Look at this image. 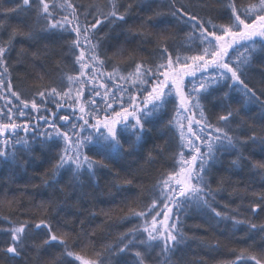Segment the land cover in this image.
<instances>
[{
    "label": "trees",
    "instance_id": "trees-1",
    "mask_svg": "<svg viewBox=\"0 0 264 264\" xmlns=\"http://www.w3.org/2000/svg\"><path fill=\"white\" fill-rule=\"evenodd\" d=\"M111 2L112 0H74L75 6L82 14L85 11L89 13V21L93 20L97 7L105 8ZM115 2L121 12L128 5L132 7L125 21H116L114 24L104 21L95 33L99 41L97 52L100 60L104 61L102 67L98 64L95 67L103 75H98L95 81L83 85L80 101L85 106V113H75L67 108L57 109V105L51 102L41 104V97L37 95L38 92H47L52 88H56L58 92H67L69 75L85 81L92 75V68H88L85 69V75L80 76V65L75 62L80 49L70 51L67 43L75 39L74 32L58 29L40 31L37 28L33 38L17 35L6 54L8 75L3 79L5 82L10 81L12 88L9 90L0 87V124L9 123L4 113L11 107L13 121L28 125L24 138L29 141L31 147L29 151L15 143L17 133L19 138L24 139L23 128L17 130L15 136L8 141V146L4 149L0 147V153H4L0 155V264H81L75 256L67 255L64 247L56 242L37 249L36 245L44 238L43 229H32L19 256L13 257L3 251L10 242L8 230L18 226L17 222H39L44 209L50 208L53 201L59 204L58 211L53 213L54 227L62 231L77 232L83 228L89 233H95L84 241L89 245L86 253L82 251L80 240L73 242L69 250L86 254L87 258L91 259H95V253L100 252L102 255L99 260L103 264H137L136 251L144 252L145 264H256L252 259L240 261L237 257L244 250L246 254L264 259V232L250 229L247 224L234 228L231 219L222 220L214 227H209L206 223V218L212 215L209 209L174 210V213L179 215L185 238L181 243L172 246L170 252L162 251V241L147 252L145 247L140 245L119 254L108 252L109 247L114 248L120 244L122 234L143 225V218L131 215V210L140 211L146 203L151 202L158 192V181L162 174L171 172L175 167L176 154L183 151L186 156L189 155V150L182 145L189 139L200 143L188 133L186 113L175 111L172 103L151 114H145L151 109V105L145 108L144 103L141 104L139 117L143 127H133L131 122L120 124L116 131L122 147L115 151L111 148V138L108 141L104 139L108 134L89 127L93 121L103 116L114 115L113 110L120 112L124 108L128 109L129 96H134V101L143 100L146 92L138 91V88L144 86L133 85L130 81L121 79L133 73L137 64L152 66L165 46L174 56L179 54L181 57L192 54L185 52L186 47H195L188 39L191 32L190 23L179 22L170 15L171 0ZM236 2L248 6L258 0ZM180 3L187 5L188 10L199 17L213 18L217 24L226 23L230 15L227 7L229 0H179L177 7ZM20 4L21 0H0V42L8 41L10 33L21 29L26 31L28 25L35 23L34 6L21 8ZM56 12L57 18L63 14L59 8ZM154 12L163 15L137 31L141 21L152 16ZM97 18L103 19L100 16ZM83 20L84 16L81 15V21ZM140 31L150 32L152 35L145 38L140 35ZM161 31L166 42L158 48L156 34ZM246 43L249 46L254 44L256 51L253 53L251 64L244 68L243 78L255 91L257 98L245 97L236 87L223 88V91L229 93L228 99L223 105L215 101L207 104L205 116L216 125L218 116L225 114V110L230 108L234 113L228 125L230 134L242 140L255 135L256 140H248V143L240 148L248 159L242 161L239 167L231 166L237 152H218L210 182L213 189L218 186L221 188L215 195L213 207L230 216H236L237 219L247 217L260 224L264 223V214L253 215L249 205L257 201L259 193L264 192V173L251 167V163L264 162V52L261 51L264 48V39L256 38ZM88 55L86 53V60ZM114 68L117 69L115 74ZM109 74H113L111 78ZM152 82L153 80L149 81V90ZM79 88V84L72 85L73 96ZM92 88H96L100 95L94 96V105H88L87 101L93 98ZM106 91L107 96L104 95ZM11 92H16L21 100L31 101L35 98L37 103L41 104L39 110L29 107L23 109L25 116H19L15 109L22 108V105ZM63 100L66 101L67 98ZM107 104H111V107H106ZM40 113L43 114L42 117L47 118L48 123L38 116ZM193 113L195 119L199 120L198 110L193 109ZM62 116H67L68 120L60 119ZM85 120L86 127L81 124L85 123ZM53 121L61 131H70L73 124L78 126L73 131L82 128V156L103 163L94 164L92 169L85 163L78 175H74L73 165H65L53 182L50 170L57 154L65 146L64 141L54 135L43 145L41 142L45 137L37 134L51 132L48 124ZM192 129L204 135L200 133V126L192 125ZM137 136L139 139H136ZM129 180L132 181L131 184L127 183ZM9 201L12 202L11 206L7 203ZM82 220L83 225L80 223ZM65 221L73 223L65 224Z\"/></svg>",
    "mask_w": 264,
    "mask_h": 264
},
{
    "label": "snow or ice",
    "instance_id": "snow-or-ice-1",
    "mask_svg": "<svg viewBox=\"0 0 264 264\" xmlns=\"http://www.w3.org/2000/svg\"><path fill=\"white\" fill-rule=\"evenodd\" d=\"M179 0H171L170 15L175 17L179 22L190 23L191 32L188 34V39L195 45L185 48V52H191V55L179 54L175 56L169 52L168 47H163L160 56L153 61L152 66H144L137 64L135 71L129 73L127 77H121L126 81H130L133 85H141L144 87L138 88V91L146 92L143 98L144 107L151 105V109L145 114H151L157 111L162 106L172 103L175 111L178 113H191L186 116L188 121V133L195 137V140L200 141L197 144L194 140L189 139L182 147L189 150V155H185L183 151L176 154L174 157L175 167L171 172L162 174V178L158 181V192L154 195L150 203H146L140 211L131 210V215L143 218V225L130 229L128 233L122 234L120 244L114 248L109 247L108 252L112 254L123 253L126 250L136 248L137 245L144 246L145 252L158 245V242H163V252L172 251V246L181 243L184 240V233L180 227L179 215L173 212V209L187 210L188 208H196L197 210L209 209L211 216L206 218V223L209 227H214L220 221L231 219L233 227L240 224H247L250 229H258L264 232V223H254L250 218L237 219L236 216H230L225 212L218 211L213 207L215 195L221 191L218 186L216 189L212 188L210 177L212 175V167L217 159V153L221 150L235 151L237 157L231 161V166L239 167L242 161L247 160L240 151V148L248 143V140L253 142L256 136L252 135L247 140H242L235 135L230 134L231 129L228 127L230 118L234 113L230 108L225 110V114L218 116V123L213 125L205 116L206 106L209 103L218 102L223 105L224 101L228 99L229 93L223 91V88L236 87L241 91L245 97L255 99V91L249 87L248 83L243 78L245 75L244 68L251 64L253 53L256 51L254 44L249 46L248 43L252 41L253 37H264V0H258L257 3L244 6L238 4L236 0H229L227 5L230 10V15L227 22L217 24L213 18H202L196 13L190 12L188 6L180 3ZM35 11V23L27 26V30L23 29L10 33L9 39L6 42H0V87L11 90L12 84L10 81L5 82L3 77L8 75L7 52L12 45L13 40L17 35H23L25 38H33L37 28L40 31L58 29L62 31L74 32L75 39L68 41L70 51L72 49H80L79 55L75 57V62L80 65V76L85 75V69L92 68V75L87 81L80 80L75 76H67L69 82V89L67 92H58L56 88L50 91H41L37 95L41 97V104L48 102L55 103L57 107H63L60 100L67 98V101H79L83 94V85L95 81L98 75H103L95 65L103 66L104 61L100 60L97 49L99 48V41L96 39V31L99 27L107 21L108 24H114L116 21H125L126 16L131 10V5H128L123 12L119 10V5L112 0L109 6L105 8H96V14L93 20L87 19L89 13L85 11L83 14L75 6L74 0H21L19 7L33 8ZM59 8L63 13L59 15L56 9ZM81 15L84 16L83 22ZM163 15L160 12H154L152 16H148L141 21L137 31L142 29L144 25L154 21L159 16ZM103 17V19L97 18ZM129 31H132L129 29ZM140 35L147 38L152 35L150 32L140 31ZM158 37L157 47H161L166 42L163 36V31L156 34ZM96 41L95 43L93 41ZM243 49V51H241ZM264 52V48L261 49ZM88 53V59L85 55ZM117 69H113V74ZM113 74H109L111 78ZM154 80L155 83L150 85L149 81ZM231 82V83H229ZM76 83L80 88L76 91L75 96L72 94V85ZM103 87V85H101ZM93 98L87 101L88 105H94V96L100 95L96 88L91 89ZM122 91H125L122 89ZM217 93H220L217 95ZM22 108H16L15 112L19 116H25L23 109L31 107L33 110H39L41 104H38L35 98L31 101L21 100L16 92H11ZM108 95L107 91L104 94ZM134 96H129V103L132 111L129 112L127 108L120 112L114 111V116L117 118H127V116H136V113L141 111L140 107L135 105L133 101ZM66 101V102H67ZM106 107H111L107 104ZM193 109L198 110L200 119H195ZM81 113H85L84 104H79ZM95 110V109H93ZM4 115L9 120V123L0 124V134L7 133L9 130L15 132L19 128H23L25 132L28 131L27 124H17L13 121V109L8 108ZM45 123H48L46 117ZM60 119L67 121V116H62ZM83 119V116H81ZM109 117H105V121ZM120 121L112 119L111 123H104V127L108 129L109 136L104 137L105 141L111 138V148L113 151L122 147L117 139L116 124ZM102 123L98 121V127ZM171 123V121H169ZM195 123L200 126V135L193 131L192 124ZM87 124V120H85ZM136 125L143 127L141 119L136 116ZM52 129L51 132L44 131L37 133L44 136L45 140L41 143L47 144L49 139L55 135L64 141V148L57 154V159L50 170V178L55 182V178L59 175L65 165H73L72 169L74 175H78L81 168L86 163L89 169L93 168L96 163L102 164V161H93L88 156H82L80 148L83 141L80 139V133L73 131L78 126L71 125L70 131H61L53 121L48 124ZM183 129V124L180 125ZM207 130V131H205ZM184 133L181 132L183 138ZM75 137V139L73 138ZM89 139V138H86ZM139 139V136L136 137ZM7 143V141H5ZM15 143L22 145L25 149L30 151L29 141L24 138L21 139L17 133ZM206 149V151L202 150ZM4 153H0L3 155ZM13 155H15L13 153ZM253 169H257L264 173V162L251 163ZM47 182V181H45ZM131 184L132 181H127ZM255 195V194H254ZM11 206V201L7 202ZM163 205V209L157 211L159 205ZM50 208H45L39 222L24 221L17 222L18 226L9 229L10 242L6 244L3 249L4 252L12 254L13 257L19 256L25 240L31 235L32 229H43L44 238L36 247L39 249L44 245H51L53 242L62 245L69 256L81 261V264H103L99 260L102 255L96 252L95 259L87 258L86 254L70 251L73 242L80 240L82 243V251L86 253L88 244L84 241L88 240L94 232L89 233L83 228L81 231H62L60 228L54 227L52 224L53 213L58 211L59 204L51 202ZM250 211L253 215L264 214V192L259 193L257 201L249 205ZM237 211L238 210H234ZM163 215V220L158 217ZM72 221H65V224H71ZM81 225L84 221H80ZM30 224L32 227H30ZM131 237V238H129ZM249 247H252L249 245ZM93 251H95L93 249ZM137 264H145V254L141 251H136ZM252 259L256 264H264V259L257 258L256 255L246 254L244 250L237 257V260L247 261Z\"/></svg>",
    "mask_w": 264,
    "mask_h": 264
},
{
    "label": "rangeland",
    "instance_id": "rangeland-1",
    "mask_svg": "<svg viewBox=\"0 0 264 264\" xmlns=\"http://www.w3.org/2000/svg\"><path fill=\"white\" fill-rule=\"evenodd\" d=\"M256 38L257 39H262V40L264 39V37H260V36L253 37V39H256ZM153 83H155L154 80H153L152 84ZM66 101L65 100H62L60 103L63 105V107H58L57 109H59V108H67V109L71 110L72 112H75L76 113V111H77L78 113H80V110H79V104H81V101L80 100L79 101H74L73 100V101H67V102ZM133 103L141 108V104H143L144 101L143 100L142 101L141 100H139V101L136 100ZM128 110H129V112H131L132 111V107L130 106L128 108ZM40 112H42V111H40ZM190 114L191 113H186L187 116L190 115ZM42 115L43 114L40 113L38 116H41L42 117ZM136 116H140V111L136 113ZM136 116L129 115V116H127V118H117L114 115H111V116H107V117H109V120H107V121H105V117L106 116H103L102 118L93 121L92 124L89 125V127H92L95 130L100 129L104 133H106V134L109 135L108 129L106 127H104V123H111V120L112 119H118L120 122L118 124H116V126H115L116 129H117V127L120 124L125 123V122H131L133 124V127L139 128V125H136ZM98 121H101L102 123H100L98 127H93V125H97ZM81 124L84 127H86V125H87L84 122L83 123L81 122ZM192 125L195 126V127L199 126V125H197L195 123H193ZM187 128H188V124H187ZM80 129H82V128H79L77 132L80 133ZM17 130H20V129H17ZM17 130L15 132L9 130L7 133L0 134V147L2 149H4L6 146H8V141L13 136H15ZM26 133L27 132H25V131L23 132V135H22L23 138L26 136ZM5 141H7V143H5ZM161 209H163V205L162 204L159 205V207L157 208V211H160ZM174 210L175 209H173V212H174ZM158 219L159 220H163V215L159 216Z\"/></svg>",
    "mask_w": 264,
    "mask_h": 264
}]
</instances>
